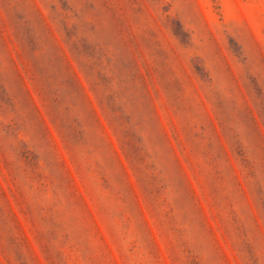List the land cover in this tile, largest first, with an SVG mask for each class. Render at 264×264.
I'll list each match as a JSON object with an SVG mask.
<instances>
[{"label":"rangeland","instance_id":"1","mask_svg":"<svg viewBox=\"0 0 264 264\" xmlns=\"http://www.w3.org/2000/svg\"><path fill=\"white\" fill-rule=\"evenodd\" d=\"M0 264H264V0H0Z\"/></svg>","mask_w":264,"mask_h":264}]
</instances>
